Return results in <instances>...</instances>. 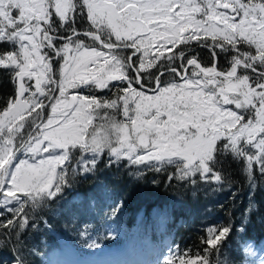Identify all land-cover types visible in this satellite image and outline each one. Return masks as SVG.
Here are the masks:
<instances>
[{
  "label": "snow or ice",
  "instance_id": "snow-or-ice-1",
  "mask_svg": "<svg viewBox=\"0 0 264 264\" xmlns=\"http://www.w3.org/2000/svg\"><path fill=\"white\" fill-rule=\"evenodd\" d=\"M77 15L88 30L56 34L71 29ZM83 35L92 43L82 42ZM0 42L17 46L0 55L16 81L15 98L0 111V196L8 203L58 193V168L73 148L110 147L140 163L181 157L186 170L198 166L207 174L227 147L264 166V0H0ZM192 42L212 52V66L195 57L185 62L187 49L175 51ZM45 49L62 60L58 78ZM217 50L230 57L226 70L216 66ZM161 61L182 82L161 86L157 77L151 90L133 87L143 88L141 74ZM177 61L179 69L172 67ZM112 82L126 84L113 99L78 91L108 90ZM228 231L207 244L217 246ZM179 264L209 262L181 258Z\"/></svg>",
  "mask_w": 264,
  "mask_h": 264
},
{
  "label": "trees",
  "instance_id": "trees-1",
  "mask_svg": "<svg viewBox=\"0 0 264 264\" xmlns=\"http://www.w3.org/2000/svg\"><path fill=\"white\" fill-rule=\"evenodd\" d=\"M75 26L78 31L89 28H79V23ZM69 30L57 29V34ZM8 47V42H1L0 54ZM175 51H185V62L195 57L202 66H212V52L196 42L180 45ZM241 51H246V46L241 45ZM216 56V66L226 70L230 57L219 50ZM133 60L136 62L135 57ZM179 65L177 61L172 67L179 69ZM191 70L189 67L188 72ZM160 71H164L159 76L162 85L166 76L177 80L167 63L161 61L141 74L142 83L152 86ZM246 71L254 76L250 70H238ZM129 75L134 78L131 70ZM125 86L124 82H112L108 90L89 87L78 91L104 100L116 98L117 90ZM15 94L12 70L0 66V111ZM111 111L109 115L121 117L117 110ZM80 154L82 159L75 162L77 169L69 166L76 159L72 152L64 169L58 168V177H63L58 193L29 196L21 204L20 216L16 207L0 205V264H51L52 256H62V251L81 258L89 246L87 239L94 240L97 249L117 246L123 234L148 236L153 243L166 241L169 246L164 255L177 261L174 264L181 258H203L209 264L261 263L259 255L248 253V249L258 248L264 257V166L252 163L247 170L244 156L224 148L210 165L223 183L222 195L214 199L209 193L211 182L202 180L197 172L182 171L180 164H130L105 154V150L96 156ZM81 162L86 166L80 167ZM11 219L15 223L5 228L4 223ZM223 228L229 229L226 237L215 247L208 245L207 240ZM110 229L121 232L113 235ZM137 241L143 243V239Z\"/></svg>",
  "mask_w": 264,
  "mask_h": 264
},
{
  "label": "rangeland",
  "instance_id": "rangeland-1",
  "mask_svg": "<svg viewBox=\"0 0 264 264\" xmlns=\"http://www.w3.org/2000/svg\"><path fill=\"white\" fill-rule=\"evenodd\" d=\"M53 21L57 22V18L55 17V15H53ZM78 23L80 24L79 28H86L88 26V23H87L86 19H83V17L77 15L76 23L71 25V31H73V30L75 31V29H76L75 25L78 24ZM61 29H68V28H61ZM61 29H58V30H61ZM79 31H84V30L81 29ZM79 39L82 42L85 41L86 44H91L92 43L88 39V37L85 38V39H82V38H79ZM61 43H62V41H61ZM8 46H9L8 47L9 50L6 51V53H4L3 55H6L7 52H9V51H16L17 50V46L15 44L8 43ZM57 46H59V43L57 44ZM251 50L252 49L246 47V51H251ZM45 51H48L49 55L52 56V58H53V71H54V73L57 74V78H58V69H59L60 64H62V60H58L56 57H54V55L51 53L50 50L45 49ZM0 55H2V54H0ZM121 55L127 56L128 53L127 52H123V53H121ZM207 67H210V66H207ZM9 69L12 70V72L14 74V69H12V68H9ZM190 74L191 73H189V75ZM238 74L239 75L247 74L250 77L254 78V76L252 74L248 73L247 71H246V73H239L238 72ZM14 79H15V76H14ZM165 80L175 81L173 79V77H167V76L164 78V81ZM176 82L179 83V82H182V81H180L179 78L177 77ZM15 83H16V81H15ZM146 86H148L150 88H154L155 82H153L152 86H149V85H146ZM161 86H163V85L161 84ZM133 87H137L138 90H144L141 87H139L138 85H133ZM88 88H81V89L85 90V89H88ZM148 94H152V92L149 91ZM15 96H16V94H15ZM15 96H14V98H15ZM232 107L234 108V106H232ZM105 111L108 112V110L102 109V110H100V113L103 114ZM111 113H113V112L111 111L110 114ZM48 114H49V110L45 109V116H47ZM119 114H120V112H119ZM116 118L118 120L123 119L122 115H121V117L117 116ZM246 119H247V115H246ZM96 122L99 123L100 121H96ZM225 148H227V147H225ZM227 149H229V148H227ZM103 150H105V154H110V156H112V157L114 156L120 162L123 161V162H127V163H130V164H144V165H146V163H150V164L154 163L155 166H159V165H167V166H169V165L174 164V163L175 164H180V168H181L182 171H184V172L189 171L190 173L193 172V171L197 172V173L201 174L202 180L211 182L212 186L209 188V193L211 195V198L216 199L220 194L222 195V193H223V183H221V178H220V176L218 174H216L212 170L209 173L204 174L203 169L199 168L198 166H193L191 169H187L186 170L185 169V162L183 161V158H181V157H173V158H170V159H167V160H164V161H159V162H157V161H149V162H147L146 161L145 163H140V162H137V161L133 160L131 157H128V156H126V155H124L122 153H113L111 151L110 147L102 148L99 151H93V150L85 149V148H79V149L73 148V150L71 152H72L73 156H75L76 159H72V161H70V163H69V166L70 167L74 166L75 169H77L75 162H76L77 159L81 158V154L80 153L83 154L84 152H86V153L88 152V153L92 154L93 156H96L97 153H99V152H101ZM230 150L234 151L238 155L244 156V158H245V155L242 154L241 152L236 151V150H232V149H230ZM251 151H253V149H248L249 153ZM71 152H70V154H71ZM140 154L143 155L144 153L141 152ZM113 162H115V161H113ZM251 164L252 163L248 162L246 160V158H245V165H246L247 170L251 169ZM84 166H86V164L81 162L80 167H84ZM70 170L71 169H69V171ZM213 177H219V178L217 179V178H213ZM41 194H45V193H41ZM33 196H35V195H33ZM27 199H29V197ZM218 201H219V199L215 200V202H218ZM22 203L23 202H21L19 200L12 201L11 203H8L5 198L0 196V205H3V206L8 207V208L16 207L15 209L18 211V213L21 212V207H22L21 204ZM208 208H209V210L211 209L210 206H208ZM110 231L112 232L113 235H118L121 232V230H119V229H117V230L110 229ZM121 237H124V238L121 240V242L117 246H106V247H101V248H97V249H94V248L97 247V244L94 242V240L90 241V239H87L86 241L89 243V246L84 248L86 251L82 253L84 255H82L81 258H80L79 254L75 255V253L73 254L70 251H62L60 253V254H62V256H57V257L56 256H54V257L52 256L51 264H108V263L109 264H115V263L124 264V263H122V261H120V259L118 261H116V259L119 258V257H123L122 255L125 256L128 253H129V255L140 257V258L147 257L150 252H153L155 255H160L161 246L159 244H154L149 239H147L146 237H148V236L139 235L138 237H131V236L127 237V236H125L123 234ZM139 239L140 240L143 239V243L140 244V245L138 244V241H137ZM162 247H165V244H162ZM256 250H258V251H255V249H253V250L248 249V253H250V254L257 253L259 255V257L261 258V263L260 264H264V257H263V255H261L262 251L260 249H258V248H256ZM77 253L78 252H76V254ZM55 257H56V259H54ZM169 257H170V255H164L163 254V255H161L160 258L154 259V261L158 260V262H156V264H167V262H165V260L168 259ZM143 260H145V259H143ZM173 262L177 263V261L175 262L174 260H173ZM129 264H139V263L133 261V262H129Z\"/></svg>",
  "mask_w": 264,
  "mask_h": 264
},
{
  "label": "water",
  "instance_id": "water-1",
  "mask_svg": "<svg viewBox=\"0 0 264 264\" xmlns=\"http://www.w3.org/2000/svg\"><path fill=\"white\" fill-rule=\"evenodd\" d=\"M202 65V64H201ZM161 73H164V71H160L158 74H157V77H159L160 75H161ZM156 77V78H157ZM156 78H155V80H156ZM155 80H154V82H155ZM141 82H142V78H141ZM143 84V83H142ZM139 87H140V85L139 84H137ZM142 89H149V90H151L152 88H150V87H148V86H146V85H144L143 84V88Z\"/></svg>",
  "mask_w": 264,
  "mask_h": 264
}]
</instances>
